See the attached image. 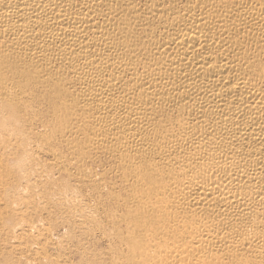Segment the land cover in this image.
<instances>
[{"label":"bare ground","instance_id":"bare-ground-1","mask_svg":"<svg viewBox=\"0 0 264 264\" xmlns=\"http://www.w3.org/2000/svg\"><path fill=\"white\" fill-rule=\"evenodd\" d=\"M232 1L235 8L208 0L185 19L163 21L170 34L146 37L158 39L163 61L155 62L116 47L125 30L112 27L114 0H0V37L21 51L36 43L55 51L75 70L81 100H97L84 114L99 125L95 138L119 139L122 151L142 157L133 205L140 240L150 241L139 247V264H264V50L246 57L248 42L232 35L246 25L264 34V1ZM139 67L150 78L126 80ZM125 81L127 97H114ZM149 95L174 100L193 119L154 126L151 112L133 108ZM150 131L168 136L141 135Z\"/></svg>","mask_w":264,"mask_h":264},{"label":"rangeland","instance_id":"rangeland-1","mask_svg":"<svg viewBox=\"0 0 264 264\" xmlns=\"http://www.w3.org/2000/svg\"><path fill=\"white\" fill-rule=\"evenodd\" d=\"M201 1L114 0L120 12L112 27L125 30L114 40L116 47L132 46L131 56L139 61H163L158 39L149 43L146 37L150 32L159 39L170 34L163 21L185 19L208 0ZM227 4L236 7L232 0ZM232 35L248 42L246 57L264 50V34L247 25ZM9 48L10 56L0 57V264H139V247L150 241L140 240L144 224L133 205L138 192L133 169L142 157L122 151L119 139L95 138L99 125L84 114L93 112L97 100H81L75 70L55 51L38 43L21 51L10 38L0 37V51ZM145 69L128 73L126 80L135 73L145 77ZM122 84L114 97H127L131 88L128 81ZM7 85L13 93H6ZM133 108L151 112L157 127L193 119L174 100L155 101L154 95ZM141 135L155 140L168 136L154 131ZM160 168L168 169L164 164Z\"/></svg>","mask_w":264,"mask_h":264}]
</instances>
